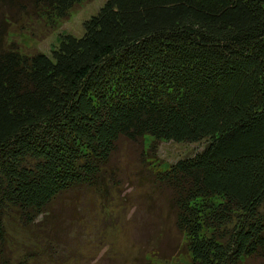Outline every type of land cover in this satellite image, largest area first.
<instances>
[{
    "label": "trees",
    "instance_id": "1",
    "mask_svg": "<svg viewBox=\"0 0 264 264\" xmlns=\"http://www.w3.org/2000/svg\"><path fill=\"white\" fill-rule=\"evenodd\" d=\"M80 1L0 0V264L6 220L45 221L70 190H107L120 142L147 161L159 139L200 145L142 177L190 264H261L264 0H105L48 54L7 40Z\"/></svg>",
    "mask_w": 264,
    "mask_h": 264
},
{
    "label": "rangeland",
    "instance_id": "2",
    "mask_svg": "<svg viewBox=\"0 0 264 264\" xmlns=\"http://www.w3.org/2000/svg\"><path fill=\"white\" fill-rule=\"evenodd\" d=\"M104 1L78 2L52 28L41 18L21 29L11 27L7 40L17 42L25 52L48 54L62 31L81 35L83 19ZM150 142L148 136L143 138L144 147ZM199 147L198 142L159 139L155 158L144 161L139 154L141 145L123 140L105 174L107 190L104 184L101 189H72L55 201L45 221L38 217L37 222L23 226L13 218L6 220L9 264H17L25 254L37 264H190L182 236L166 220V200L149 192L150 185L142 177H149L150 168H164ZM141 191L150 195H139ZM154 228L160 230L155 241L149 238Z\"/></svg>",
    "mask_w": 264,
    "mask_h": 264
}]
</instances>
